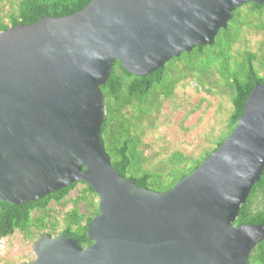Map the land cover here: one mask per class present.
Segmentation results:
<instances>
[{"label":"water","instance_id":"obj_1","mask_svg":"<svg viewBox=\"0 0 264 264\" xmlns=\"http://www.w3.org/2000/svg\"><path fill=\"white\" fill-rule=\"evenodd\" d=\"M246 3L264 0H92L0 32V202L38 201L77 182L97 196L87 248L42 234L21 264H249L264 225L234 221L264 168V82L230 135L166 192L112 168L100 90L114 61L143 77L211 45Z\"/></svg>","mask_w":264,"mask_h":264},{"label":"trees","instance_id":"obj_2","mask_svg":"<svg viewBox=\"0 0 264 264\" xmlns=\"http://www.w3.org/2000/svg\"><path fill=\"white\" fill-rule=\"evenodd\" d=\"M91 1L8 0L6 10L0 13V32L43 18L72 15ZM263 82L264 4L257 3L236 8L211 45L181 53L146 76L133 75L114 61L108 79L100 86L106 111L101 139L112 168L142 188L169 191L230 135L246 98L256 83ZM190 84L195 93L214 98L226 115L225 129L215 139V146L203 149L197 157L177 151L162 165H153L152 157L145 155L140 146L142 136L151 126L156 128L165 107L178 99L175 92H186ZM179 103L176 101L175 107ZM97 213V196L87 184L77 182L38 201L18 206L0 202V238H7L8 230H17L23 241L31 244L42 234L63 233L77 240L81 247L89 246L86 226ZM239 224L264 225V168L240 206L234 221V225ZM249 264H264V240L252 250Z\"/></svg>","mask_w":264,"mask_h":264},{"label":"rangeland","instance_id":"obj_3","mask_svg":"<svg viewBox=\"0 0 264 264\" xmlns=\"http://www.w3.org/2000/svg\"><path fill=\"white\" fill-rule=\"evenodd\" d=\"M7 2L0 0V13L6 10ZM179 92H175L178 99L175 98L170 107L164 106L162 119L155 125L156 128L151 126L142 136L140 146L145 149V155L152 157L153 165H162L169 155L177 151L185 156L197 157L203 149L213 148L215 139L225 129L226 115H223L214 98L195 93L193 84L186 92ZM176 101H180L178 107H175ZM34 242L25 243L21 235L14 238L3 250L5 260L17 264L32 261Z\"/></svg>","mask_w":264,"mask_h":264},{"label":"flooded vegetation","instance_id":"obj_4","mask_svg":"<svg viewBox=\"0 0 264 264\" xmlns=\"http://www.w3.org/2000/svg\"><path fill=\"white\" fill-rule=\"evenodd\" d=\"M16 206H18V205H16ZM7 232H8L6 235L7 238H3L5 240V247H7L11 242H13L14 238H19V235H20L19 231H17V230H14V231L8 230ZM54 236H56V235H54ZM54 236H52V237H54ZM87 247L88 246H84L83 248H87ZM19 257H20L19 254H17L18 259H19ZM29 262H31V261L25 260V262H21V263H29ZM21 263L19 262V264H21Z\"/></svg>","mask_w":264,"mask_h":264},{"label":"built area","instance_id":"obj_5","mask_svg":"<svg viewBox=\"0 0 264 264\" xmlns=\"http://www.w3.org/2000/svg\"><path fill=\"white\" fill-rule=\"evenodd\" d=\"M5 240L0 238V264H7V261L4 258Z\"/></svg>","mask_w":264,"mask_h":264},{"label":"clouds","instance_id":"obj_6","mask_svg":"<svg viewBox=\"0 0 264 264\" xmlns=\"http://www.w3.org/2000/svg\"><path fill=\"white\" fill-rule=\"evenodd\" d=\"M167 63V62H166Z\"/></svg>","mask_w":264,"mask_h":264}]
</instances>
